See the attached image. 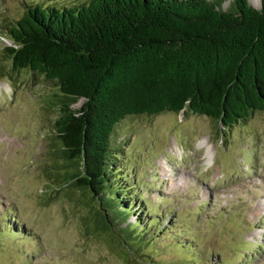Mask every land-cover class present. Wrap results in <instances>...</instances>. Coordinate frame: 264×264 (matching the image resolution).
<instances>
[{
    "label": "rangeland",
    "instance_id": "rangeland-1",
    "mask_svg": "<svg viewBox=\"0 0 264 264\" xmlns=\"http://www.w3.org/2000/svg\"><path fill=\"white\" fill-rule=\"evenodd\" d=\"M87 1L0 0V264H264V111L225 130L185 111L126 116L110 136L113 207L58 188V92L10 71L1 32L27 5ZM118 196L128 197L121 208ZM96 211L114 219L106 230L94 226Z\"/></svg>",
    "mask_w": 264,
    "mask_h": 264
},
{
    "label": "trees",
    "instance_id": "trees-1",
    "mask_svg": "<svg viewBox=\"0 0 264 264\" xmlns=\"http://www.w3.org/2000/svg\"><path fill=\"white\" fill-rule=\"evenodd\" d=\"M224 1L27 5L12 24H3L10 71L27 70L58 92L51 108L60 148L52 155L64 162L54 177L59 189L76 188L102 210L113 207L110 136L126 116L185 111L225 130L264 111V0L258 8L230 0L222 9ZM118 199L121 208L128 197ZM106 213L92 216L102 231L114 220Z\"/></svg>",
    "mask_w": 264,
    "mask_h": 264
}]
</instances>
